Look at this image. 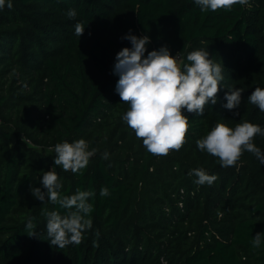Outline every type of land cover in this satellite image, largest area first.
Here are the masks:
<instances>
[{"label":"trees","instance_id":"obj_1","mask_svg":"<svg viewBox=\"0 0 264 264\" xmlns=\"http://www.w3.org/2000/svg\"><path fill=\"white\" fill-rule=\"evenodd\" d=\"M249 3L201 11L194 0H12L0 10V264H264V239L252 247L264 233V164L245 152L221 167L196 146L217 123L264 127V112L248 102L264 88V0ZM77 22L85 26L80 38ZM130 31L150 37L148 51L167 46L181 65L204 48L224 68L217 103L202 116L182 110L186 143L165 157L148 153L122 120L128 104L113 68L131 47L122 39ZM227 87L242 90L236 109L224 107ZM81 138L97 149L82 174L44 152ZM254 143L264 152V136ZM53 168L62 195L95 192L92 228L63 249L48 240L43 211L66 210L31 192L45 191L43 172ZM197 168L218 179L196 185L188 173ZM102 187L110 195L101 197ZM33 217L37 236L29 237Z\"/></svg>","mask_w":264,"mask_h":264},{"label":"clouds","instance_id":"obj_2","mask_svg":"<svg viewBox=\"0 0 264 264\" xmlns=\"http://www.w3.org/2000/svg\"><path fill=\"white\" fill-rule=\"evenodd\" d=\"M201 11H231L233 6H250L249 0H194ZM11 9L12 0H0V10L4 7ZM77 11L69 9L67 16L75 18ZM85 26L77 22L75 35H83ZM122 39H127L131 47L122 48L115 57L114 74L119 76L115 91L122 102L128 104V110L123 114L122 120L132 129L137 139L142 140L147 152L158 157L168 156L171 151H179L186 143L189 131V118L182 110L188 113L203 115L205 108L217 103V96L224 79L222 64L216 63L210 57L207 49L193 50L187 54L188 63L181 65L177 55L173 56L167 46L159 50H147L150 37H138L131 31ZM147 55L145 56V53ZM225 94L228 110L236 109L241 104L242 90L227 87ZM248 102L257 106L264 112V88L256 87L248 97ZM237 115L239 113H236ZM264 136V127L259 124L243 121L235 127L224 123H217L204 137L196 141L201 152L218 159L221 167L235 166L245 152L254 155L261 164H264V152L254 143L256 136ZM97 152L89 150L85 139L69 143H57L54 148V165L65 172L81 173ZM109 153L104 152L102 159H108ZM189 176H195L194 183L198 186H211L218 177L208 174L203 168L192 169ZM43 189L32 188L33 196L53 205H59L66 210L61 215L58 211H43L46 216V230L48 240L52 246L60 249L68 245H80L83 234L92 228L90 213L93 205L89 198L95 192L77 189L70 196L62 195L63 188L55 168L43 172L41 180ZM110 195L107 187H102L100 196ZM34 217L29 218L25 228L29 237L37 236L35 233ZM97 238L99 231L96 232ZM264 239V233H257L252 238V247L259 248ZM96 247L97 242L93 241Z\"/></svg>","mask_w":264,"mask_h":264},{"label":"rangeland","instance_id":"obj_3","mask_svg":"<svg viewBox=\"0 0 264 264\" xmlns=\"http://www.w3.org/2000/svg\"><path fill=\"white\" fill-rule=\"evenodd\" d=\"M44 152L50 156L53 160L55 159L54 149H45Z\"/></svg>","mask_w":264,"mask_h":264},{"label":"built area","instance_id":"obj_4","mask_svg":"<svg viewBox=\"0 0 264 264\" xmlns=\"http://www.w3.org/2000/svg\"><path fill=\"white\" fill-rule=\"evenodd\" d=\"M179 58V57H178Z\"/></svg>","mask_w":264,"mask_h":264}]
</instances>
